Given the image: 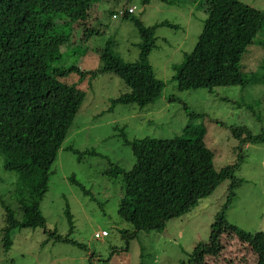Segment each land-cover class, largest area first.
Segmentation results:
<instances>
[{"label": "trees", "instance_id": "obj_1", "mask_svg": "<svg viewBox=\"0 0 264 264\" xmlns=\"http://www.w3.org/2000/svg\"><path fill=\"white\" fill-rule=\"evenodd\" d=\"M150 1L142 0V4ZM159 1L172 3L171 0ZM199 1V7L207 14L204 23L209 31L200 36L193 50L184 54L183 61L173 67L172 81L177 89L211 90L263 84L264 75L244 71L242 58L263 28L264 11L248 8L239 0ZM94 4L93 0H0L2 166L5 171L16 173L18 178L28 179L31 185L28 190L33 195L29 204L16 203L17 208L0 200L4 209L0 228L3 252L12 248L14 231L26 229H41L47 235L46 241L52 239L82 247L69 236L62 237L47 228L40 204L48 191L50 168L85 99V90L80 88L83 80L88 78V88L93 79L106 73H113L122 80L126 91L109 100L105 110L108 113L117 106L132 104L142 109L160 97L164 88V83L155 77L149 55L156 48V29L176 26L165 22L147 27L134 13L127 12L129 7L108 13L112 17L123 11L119 18L130 20L136 28L140 42L136 44L135 61L122 60L108 41L105 48L97 52L99 65L95 69L62 63L64 56L98 34L97 29L88 26ZM259 44L264 49V42ZM260 69L264 70V64ZM70 74H76L80 81L66 82ZM229 130L237 141V150L248 144L264 143V130L258 135H253L246 127ZM204 137V129L187 125L181 136L170 139L149 136L130 142L124 139L135 158L131 169L125 171L109 162L102 170L104 176L122 179L117 214L133 228L132 233L125 229L119 231L127 240L126 250L129 239L139 232L163 230L168 221L191 211L201 198L209 196L226 180L231 181L229 201L233 197V188L242 182L235 177V171L243 162L242 150L239 151L241 158L238 157L234 165L216 171L212 164L214 153ZM65 150L74 154L78 162L85 156H99L94 150L79 151L72 147ZM69 182L95 200L90 190L73 175ZM64 216L71 233L74 222L69 207L65 208ZM224 235L235 238L241 247L247 246L255 256V264H264V231L246 232L226 222L222 214L211 225L208 241L195 245L186 264H207L206 259L217 258L224 248Z\"/></svg>", "mask_w": 264, "mask_h": 264}, {"label": "rangeland", "instance_id": "obj_2", "mask_svg": "<svg viewBox=\"0 0 264 264\" xmlns=\"http://www.w3.org/2000/svg\"><path fill=\"white\" fill-rule=\"evenodd\" d=\"M95 9L88 26L97 29L88 41L64 56L66 66L78 65L82 69H95L99 65L98 53L108 41L111 48L126 62L138 57L136 44L140 38L130 20L112 19L109 10L135 7L134 16L147 27L169 23L175 28L162 26L156 29V48L149 55L155 77L164 83L160 97L140 109L132 104L117 106L112 112L109 100L126 91L122 80L113 73L97 76L87 87L88 78L80 84L85 99L75 116L50 168L48 191L40 208L49 230L62 237L80 243L82 247L47 239L41 229L14 231L13 246L3 252L0 245V264H186L197 243H206L210 228L217 216L246 232L264 231V143L248 144L237 150V141L230 133L231 127H246L253 135L264 130V83L246 87L230 86L210 89L180 91L172 81L173 67L179 65L184 54L190 53L200 36L209 29L204 20L205 10L199 0H171L172 3L151 0H93ZM247 7L264 11V0H239ZM100 3V4H98ZM93 5V6H94ZM248 7V8H249ZM93 10V11H92ZM92 11V12H91ZM264 25L253 45L243 55L244 71L258 72L264 64ZM66 82L80 81L76 74L66 77ZM187 125L204 129V141L214 153L212 160L216 171L234 165L242 150L243 162L235 171L241 183L233 188L229 201L230 180L221 183L209 196L185 215L167 222L161 231L139 232L128 240L120 230L133 232L131 225L122 221L118 214L121 196V177L102 175L109 162L125 171L135 162L132 151L124 139H170L181 136ZM123 130V131H121ZM66 147L79 151L94 150L99 156H85L78 162ZM1 155V154H0ZM0 156V200L17 208L29 204L28 179L18 178L14 172L5 171ZM75 180L90 190L95 200L83 195L69 182ZM32 190V189H31ZM69 207L74 229L69 227L64 210ZM4 209L0 203V228L3 226ZM106 231L108 236L95 239L97 232ZM224 235V248L220 255L206 259L207 264H255V256L247 247H241ZM142 254V255H141Z\"/></svg>", "mask_w": 264, "mask_h": 264}, {"label": "built area", "instance_id": "obj_3", "mask_svg": "<svg viewBox=\"0 0 264 264\" xmlns=\"http://www.w3.org/2000/svg\"><path fill=\"white\" fill-rule=\"evenodd\" d=\"M128 13H134L135 12V7H129L127 10ZM123 14V11H119L118 14L112 16L113 19L118 18L119 16H121ZM107 236V232L106 231H100L95 233L94 237L96 239H101L103 237Z\"/></svg>", "mask_w": 264, "mask_h": 264}, {"label": "clouds", "instance_id": "obj_4", "mask_svg": "<svg viewBox=\"0 0 264 264\" xmlns=\"http://www.w3.org/2000/svg\"><path fill=\"white\" fill-rule=\"evenodd\" d=\"M107 236H108V233H107ZM107 236H105V237H107ZM105 237H103V238H105ZM95 238V237H94ZM96 239V238H95ZM102 239V238H101ZM97 240H99V239H97Z\"/></svg>", "mask_w": 264, "mask_h": 264}]
</instances>
